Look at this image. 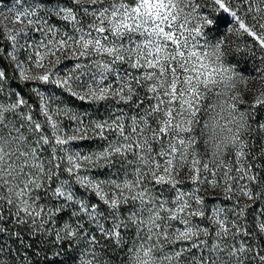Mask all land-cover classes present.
Returning a JSON list of instances; mask_svg holds the SVG:
<instances>
[{"label":"snow or ice","instance_id":"6c2138e0","mask_svg":"<svg viewBox=\"0 0 264 264\" xmlns=\"http://www.w3.org/2000/svg\"><path fill=\"white\" fill-rule=\"evenodd\" d=\"M0 7V237L34 264H264V0Z\"/></svg>","mask_w":264,"mask_h":264},{"label":"trees","instance_id":"16d2710c","mask_svg":"<svg viewBox=\"0 0 264 264\" xmlns=\"http://www.w3.org/2000/svg\"><path fill=\"white\" fill-rule=\"evenodd\" d=\"M26 91H27V89H26ZM65 102L68 103V101L66 99H65ZM69 106L73 107V111H76V112L84 111V109L79 106V102H76L75 106H72L71 104ZM88 115H89L90 118L100 119V118H103L104 116H106L107 113L104 111L103 108H102V110L99 109V111H95L94 109L89 108L88 109ZM62 122H63V127L65 129H67L68 131H69V127H73V122L71 120L67 119V118H62ZM87 144H88V142H86L85 145H87ZM87 146H91V143L88 144ZM74 148H75V146H74ZM97 174L100 175L101 178H103V177H106L107 174H109V173L107 171L101 170ZM24 242H25V244H27V243H29L31 241H29L27 239V237L25 236ZM0 243H3L4 245H6L5 252H7V250L9 248L14 250L13 251L14 261L8 259L7 257H5L4 261H3V264H34L35 261H38L40 259L38 256L37 257H33L31 251L28 253L27 257H24L23 256L24 248L20 246V242L17 241L15 239V237L9 239L8 235L4 234L2 237H0ZM16 249H19L20 255H16V253H15ZM22 257H23V259H22Z\"/></svg>","mask_w":264,"mask_h":264},{"label":"rangeland","instance_id":"374dc122","mask_svg":"<svg viewBox=\"0 0 264 264\" xmlns=\"http://www.w3.org/2000/svg\"><path fill=\"white\" fill-rule=\"evenodd\" d=\"M12 3H15V0H12ZM8 6H11V4H9ZM0 10H3V8L0 7ZM230 39H234V38L230 37ZM236 43L239 44V46L243 49L245 44L246 43H251V41L247 37H242L240 40L236 41ZM240 58H241V54H237L236 55V59L240 60ZM245 59H247V61H248L247 64L244 63V60H241V63H240L239 66L241 68H243V69H251L253 67V61L251 59H249L247 56H245ZM244 74L245 75H251L252 73H250L249 71H245ZM250 86H252V85L250 84ZM100 109L102 110V108H100ZM38 119L42 120L43 117H38ZM71 128L72 127H69V134H72L71 133ZM90 143H91V146H87ZM99 143H101V142L97 141L96 144L92 143V142H88L87 145H85L86 143L84 145H81V149L82 150H94L96 147H98ZM74 146L76 148V144L75 143L73 145H70V147H72L75 150ZM108 175L109 174H107V176L103 177V178H107Z\"/></svg>","mask_w":264,"mask_h":264}]
</instances>
